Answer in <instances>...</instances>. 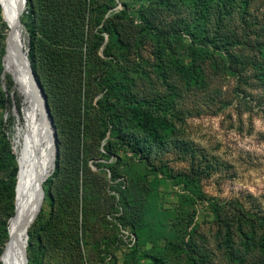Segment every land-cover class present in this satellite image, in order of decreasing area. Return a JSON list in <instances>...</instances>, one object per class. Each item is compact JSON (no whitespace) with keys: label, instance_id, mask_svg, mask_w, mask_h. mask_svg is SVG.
Wrapping results in <instances>:
<instances>
[{"label":"rangeland","instance_id":"374dc122","mask_svg":"<svg viewBox=\"0 0 264 264\" xmlns=\"http://www.w3.org/2000/svg\"><path fill=\"white\" fill-rule=\"evenodd\" d=\"M23 12L64 141L52 194L76 197L79 165L85 208L77 246H45L44 187L29 264H264V0H27ZM4 21L0 4V255L18 174Z\"/></svg>","mask_w":264,"mask_h":264},{"label":"bare ground","instance_id":"6f19581e","mask_svg":"<svg viewBox=\"0 0 264 264\" xmlns=\"http://www.w3.org/2000/svg\"><path fill=\"white\" fill-rule=\"evenodd\" d=\"M0 4L4 22L8 24L7 35L11 33L14 42L19 43V39L23 40L20 18L24 9L18 13V0H0ZM6 70L13 73L16 86L23 92L22 110L15 107L13 111L16 127L12 138L17 153L15 160L19 172V201L21 200L24 206L22 211H28L40 181L54 170L52 127L43 98L27 69L14 61L6 66ZM32 223L30 222V225ZM14 259L13 264H19L20 254L17 251H14Z\"/></svg>","mask_w":264,"mask_h":264},{"label":"trees","instance_id":"16d2710c","mask_svg":"<svg viewBox=\"0 0 264 264\" xmlns=\"http://www.w3.org/2000/svg\"><path fill=\"white\" fill-rule=\"evenodd\" d=\"M23 16H24V12L22 13L21 18H23ZM32 42L33 41L29 42L28 56H29V59L31 61L32 68L34 69V72L36 74V77L39 80L40 84L42 85L40 76H39V74L37 72V67H36V62H35V57H34V47H33ZM4 79H5V84H6L7 89H8L9 92H8L7 95L4 92V94L2 96V99H1L3 104L5 106L15 105L17 107V109L22 110L23 99H22L21 95L18 93L17 89H13L15 87L13 78L11 77L10 74L7 73L5 75ZM10 90H13L12 94L10 93ZM21 100H22V102H21ZM48 102H49V99H48ZM52 116H53V119H54V123H56V125H57L56 126V133H57L56 143H57V146H58V152L56 154V165H55V168H54L53 172L51 173V175L44 181V187H46L47 190H49L48 192L51 194L49 196V193H48L49 210H48V216H47L46 222L44 223V228H45V230L47 232V240H46V242L44 241V245L48 247V245H51L50 244L51 243V239L55 240V237L58 236L57 237V241L59 243H64V246L71 244L70 241L73 242V245L77 246L78 243H79V239H78V236H77L78 227L82 223V221H81L78 224V219L80 217H83V215L85 214L84 213L85 212V208L83 207V205L80 204V200H79V198L77 196V193H78L77 190L79 189V178L81 180V177L83 176V168L82 169L79 168V165H78V167H76V166L73 167V169L76 172L77 171L81 172V177L77 176V178H76L77 179L76 180V184L78 182V185L73 190V194L74 195L77 192L76 195H75L76 197L75 198H71V197H68V196H66V197L64 196V197H61L59 199L54 198V196L52 194V189H51L52 186L51 185L54 183V181H56V179L58 178V174L63 169L62 161H63V147H64L63 145H64V141H63V138L60 135V131L61 130L59 128V125L57 124L56 117L54 116V114H52ZM150 124H152V126H150ZM73 125L75 126V124H73ZM144 125L150 126V127H152L153 129L156 130V128L153 126L154 125V121H151V120H149L147 118H145V124ZM103 134H106V130L103 132ZM106 152L107 153H111V152H114V150H112L108 146L106 148ZM109 170H111V169H109ZM13 171L15 172V174L18 173V166L16 164H15V167L13 166ZM109 172L111 174V171H109ZM111 177H112V174H111ZM81 183H82V180H81ZM15 187H16V185H15ZM83 188H84V184H81V191L82 192H83ZM14 190H15V188H14ZM107 197H110V198H107L108 204L110 203L111 205H113V198L114 197L109 195V194H107ZM14 198H15V191H14ZM14 207H15V202H14ZM13 213H14V209L11 211L10 216ZM73 216H74V220H71V217H73ZM57 227L59 228L58 229L59 235H58V233L56 234V228ZM5 232H6L5 233V242H6V240L8 238V228L6 229V227H5ZM112 236H113V234L107 236V238H108L107 240L110 243H112ZM41 242H43V240H41ZM262 247L264 249V242L262 244ZM1 252H2V249H1ZM27 252L30 255L29 244L27 245ZM30 260L31 259H29V261Z\"/></svg>","mask_w":264,"mask_h":264},{"label":"water","instance_id":"95a60500","mask_svg":"<svg viewBox=\"0 0 264 264\" xmlns=\"http://www.w3.org/2000/svg\"><path fill=\"white\" fill-rule=\"evenodd\" d=\"M27 0H18V13L21 12L26 7ZM23 12V11H22ZM21 19V18H20ZM17 62L21 66L25 67L29 72L33 83L38 87L39 92L43 98L44 108L49 117V124L51 125L52 134H53V143H54V158L52 168H55L56 165V154L58 152V146L56 143L57 133L56 127L54 125V119L51 114L50 106L48 104V97L43 90L39 80L36 77L34 69L32 68L31 61L28 56V50L25 48L24 41L19 39V43H15L11 33H9L5 38V51L3 55V65L4 70L8 64L12 62ZM8 74L14 80L16 86V80L12 72ZM20 91L18 90V93ZM15 106V105H14ZM52 173V172H51ZM50 173V174H51ZM44 176L38 187L37 192L33 196V202L31 208L28 211H22V201H19V172L18 179L15 187V207L14 213L9 218L8 223V238L4 244L0 259L3 264H13L14 263V251H17L20 254L19 264H29V257L27 252L28 237H29V226L30 222L32 223L38 216L42 204L45 198V188L44 181L50 176Z\"/></svg>","mask_w":264,"mask_h":264}]
</instances>
